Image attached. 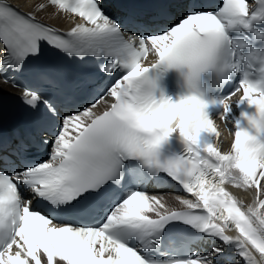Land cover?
I'll return each mask as SVG.
<instances>
[{
    "label": "snow or ice",
    "instance_id": "snow-or-ice-1",
    "mask_svg": "<svg viewBox=\"0 0 264 264\" xmlns=\"http://www.w3.org/2000/svg\"><path fill=\"white\" fill-rule=\"evenodd\" d=\"M105 3L0 0V83L32 117L0 133V264H264V0H167L149 18ZM48 8L83 22L58 31L36 19ZM45 46L83 66L78 95L33 69Z\"/></svg>",
    "mask_w": 264,
    "mask_h": 264
},
{
    "label": "bare ground",
    "instance_id": "bare-ground-1",
    "mask_svg": "<svg viewBox=\"0 0 264 264\" xmlns=\"http://www.w3.org/2000/svg\"><path fill=\"white\" fill-rule=\"evenodd\" d=\"M18 6H20L21 8H23L24 10L28 11V12H32L33 11V6L39 2H41V0H13ZM52 12L51 8H48L45 12H37L36 16H38L39 18H41L44 21H47L55 26L61 27V28H65L68 29L69 25L67 24V21H69L67 18H62V19H55L52 16H49V13ZM10 92H13L12 90L7 89ZM234 194L245 204H249L252 202V197L251 194H247L245 195V190H241V189H234L233 190ZM164 202L168 205V207L173 208V209H178L181 206L179 205L178 201L176 200V196L170 195L167 198L163 199Z\"/></svg>",
    "mask_w": 264,
    "mask_h": 264
}]
</instances>
